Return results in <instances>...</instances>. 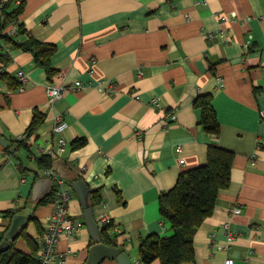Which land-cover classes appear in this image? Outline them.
<instances>
[{"label":"crops","instance_id":"crops-1","mask_svg":"<svg viewBox=\"0 0 264 264\" xmlns=\"http://www.w3.org/2000/svg\"><path fill=\"white\" fill-rule=\"evenodd\" d=\"M17 1L24 3L20 19L28 35L56 47L51 62L58 74L49 81L33 54L0 48L10 58L8 64L0 61V73L16 78L22 69L28 76L23 91L0 79V135L12 140L10 147L0 143V213L20 209L44 229L52 204L31 199L34 183L47 177L38 173L34 146L56 144L55 116L63 113L67 146L59 158L70 176L69 211L79 223L77 233L58 244L66 264H84L95 243L70 182L83 180L89 191H98L95 219H111V233L137 264L143 238L172 233L160 214L161 194L183 171L204 165L213 144L234 158L228 187L195 234L196 264H225L229 258L264 264V0ZM2 21L0 16V35L12 34L15 26L2 29ZM210 33L217 36L210 39ZM100 80L115 85L109 92ZM51 82L78 88L52 100ZM200 95L211 99L218 135L202 125L203 111L194 104ZM35 111L44 121L27 135L29 152L14 140L26 135ZM235 206L241 213H233ZM9 223L3 219L0 237ZM25 230L39 237L34 221ZM228 234L235 236L230 244ZM15 241L17 249L30 251L21 235Z\"/></svg>","mask_w":264,"mask_h":264},{"label":"trees","instance_id":"trees-1","mask_svg":"<svg viewBox=\"0 0 264 264\" xmlns=\"http://www.w3.org/2000/svg\"><path fill=\"white\" fill-rule=\"evenodd\" d=\"M0 11V16L3 18L2 29L12 25L17 30L15 35L7 32L0 35L1 47L5 45L12 48L17 47L33 54L35 62L45 69L49 81H53V78L58 74L51 62L56 47L28 35L26 25L20 19L24 11V3L17 4L16 0H6L0 5ZM17 35H27L28 38L23 42H18L15 39ZM0 61L3 64H8L10 62L8 54H0ZM0 79H4L12 89L19 87L17 78L8 73H0ZM194 104L203 111L202 125L204 129L213 135H218L219 122L210 97L207 95L197 96ZM43 121L44 116L35 111L33 120L27 129L26 138L27 135L34 133ZM26 138L15 139L14 142L17 143L18 148L25 147L30 152ZM6 150L10 149L6 148ZM233 158L234 153L232 151L219 145H210L207 152V162L204 165L183 171L175 186L161 194L159 198L160 214L163 220L170 224L172 233L165 236L149 234L143 238L138 245L141 263L150 264L159 259L161 264H196L193 246L195 234L203 222L213 214L221 190L228 187ZM54 160L55 158L50 155L38 156L36 159L38 173L51 169ZM20 167L24 171V167L22 165ZM52 199L53 192L36 201V204L51 203ZM100 201L101 197L98 191H90L91 205ZM17 213H21L20 209L3 212L2 215L11 221V218ZM31 220L37 225L39 237H41L44 229L40 227V223L35 217H32ZM9 226L10 223L0 237V264H40L37 240L29 236L26 230L21 233V237L29 244V252L17 249L16 241L11 242L5 249L1 248V243ZM112 227H114L112 221L100 225L101 241L112 247H120L117 242V235L111 233Z\"/></svg>","mask_w":264,"mask_h":264},{"label":"built area","instance_id":"built-area-1","mask_svg":"<svg viewBox=\"0 0 264 264\" xmlns=\"http://www.w3.org/2000/svg\"><path fill=\"white\" fill-rule=\"evenodd\" d=\"M20 1H17L19 4ZM16 27L12 29V32L16 33ZM12 33V34H13ZM217 35L215 33H210L208 37L210 39L215 38ZM250 41L248 40L246 45L250 46ZM2 44V43H1ZM1 47V45H0ZM93 72V71H91ZM16 78L19 82V90H24L26 83L28 81L27 73L20 69L16 74ZM218 81H222L221 77L217 78ZM100 84L104 85L103 88H108L107 91H111L114 87V83L112 80H100ZM78 84L74 85H64L63 83H55L51 82L47 85V94L52 100H56L61 98L67 91L77 89ZM221 85L223 86L224 84ZM79 86H81L79 84ZM155 106L160 107V102L157 98L152 100ZM264 118V113H262ZM172 121H176L177 116L172 114L170 116ZM68 128V123L65 119L63 113H58L55 116V124L53 126V133L57 136L56 144L53 142H49L47 144H36L34 146V155H50L55 159L59 158L66 150L67 139L65 137V132ZM26 136H20V139H25ZM27 141V140H26ZM176 150H180V146L176 147ZM181 163H184V159L180 160ZM44 175L52 178L53 180V199L51 201L52 211L48 216V220L44 227V232L41 237L37 238V243L39 245L38 250V258L40 264H66L67 263V255L65 252H62L58 249V244L60 238L62 236L73 237L79 228V223L73 218L69 211V202L73 196V192L71 188L67 185V181L58 176L52 169L46 170ZM233 213H241V207L235 206L233 209ZM3 219H5L4 215L0 214V226H2ZM111 219L109 217H104L99 221L100 225H104L106 223H110ZM227 227V226H226ZM235 236L233 234H228V242L229 244L234 240ZM140 261H137L139 264ZM225 264H234V260L229 258L225 261Z\"/></svg>","mask_w":264,"mask_h":264},{"label":"water","instance_id":"water-1","mask_svg":"<svg viewBox=\"0 0 264 264\" xmlns=\"http://www.w3.org/2000/svg\"><path fill=\"white\" fill-rule=\"evenodd\" d=\"M0 143L5 147L11 146V141L0 135ZM14 150V149H12ZM52 171L58 176L64 178L66 181L70 180L68 170L65 168L63 160L57 158L52 164ZM71 187L77 193L81 206L83 208L85 223L90 231L91 237L95 242L89 248V254L84 264H103L106 260L116 261L118 264H131V257L121 247H112L101 241L100 225L95 219L93 206L90 203L89 188L87 183L83 180H78L71 183ZM53 190V180L50 177L38 179L33 186L31 199L38 201L39 199L49 195ZM31 214L17 213L10 221V226L1 243V248L5 249L7 246L15 241L21 233L28 227Z\"/></svg>","mask_w":264,"mask_h":264}]
</instances>
